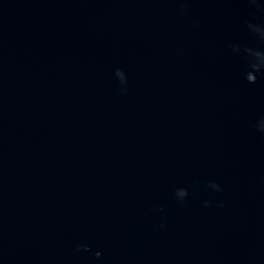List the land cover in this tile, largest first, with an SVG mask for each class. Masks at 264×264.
<instances>
[{
    "label": "water",
    "instance_id": "water-1",
    "mask_svg": "<svg viewBox=\"0 0 264 264\" xmlns=\"http://www.w3.org/2000/svg\"><path fill=\"white\" fill-rule=\"evenodd\" d=\"M0 264H264V0H0Z\"/></svg>",
    "mask_w": 264,
    "mask_h": 264
}]
</instances>
